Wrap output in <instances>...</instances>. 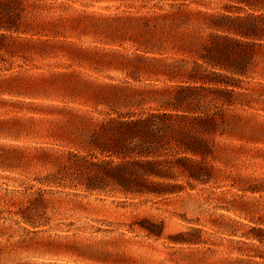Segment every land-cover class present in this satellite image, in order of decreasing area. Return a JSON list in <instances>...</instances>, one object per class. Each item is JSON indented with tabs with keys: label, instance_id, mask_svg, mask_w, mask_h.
<instances>
[{
	"label": "trees",
	"instance_id": "1",
	"mask_svg": "<svg viewBox=\"0 0 264 264\" xmlns=\"http://www.w3.org/2000/svg\"><path fill=\"white\" fill-rule=\"evenodd\" d=\"M89 1L118 5L0 0V113H13L0 134L51 141L33 154L52 168L40 183L159 195L180 177L208 182L215 162H264V25L211 0ZM161 75L180 81L148 82ZM246 144L255 151H238ZM13 152L0 148V158ZM247 180L264 191V176ZM255 231L247 258L227 264H264V228Z\"/></svg>",
	"mask_w": 264,
	"mask_h": 264
},
{
	"label": "rangeland",
	"instance_id": "2",
	"mask_svg": "<svg viewBox=\"0 0 264 264\" xmlns=\"http://www.w3.org/2000/svg\"><path fill=\"white\" fill-rule=\"evenodd\" d=\"M211 1L209 9L230 6L233 14H251L247 23L264 25V7L248 8L236 0ZM250 1L257 6L264 2ZM68 2L99 12L118 5ZM93 40L91 36L81 39L84 44ZM179 81L165 75L148 80L161 88ZM6 116L13 113H0V118ZM50 143L39 132H24L19 138L0 134V148L14 149L0 158V264H227L247 258L249 253L240 250L257 244L252 236L261 234L256 228H264V191L248 190L247 179L264 176L259 158L242 156L226 165L215 162L218 170L208 182L180 177L171 182L175 184L171 191L159 195L123 194L112 188L89 192L38 181L52 168L33 154ZM251 146L238 151L252 153ZM236 175L245 181H234Z\"/></svg>",
	"mask_w": 264,
	"mask_h": 264
}]
</instances>
